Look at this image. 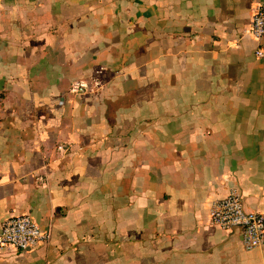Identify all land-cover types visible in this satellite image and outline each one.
<instances>
[{"label": "crops", "instance_id": "crops-1", "mask_svg": "<svg viewBox=\"0 0 264 264\" xmlns=\"http://www.w3.org/2000/svg\"><path fill=\"white\" fill-rule=\"evenodd\" d=\"M262 2L0 0V227L50 233L0 264H264L208 224L264 214Z\"/></svg>", "mask_w": 264, "mask_h": 264}, {"label": "built area", "instance_id": "built-area-1", "mask_svg": "<svg viewBox=\"0 0 264 264\" xmlns=\"http://www.w3.org/2000/svg\"><path fill=\"white\" fill-rule=\"evenodd\" d=\"M249 35L255 41L264 39V2L259 3L251 16ZM257 58L264 57V50L255 51ZM89 87L84 82H75L69 92L74 95L86 94ZM208 224L222 231H240L241 244L245 251L264 247V214L244 210L242 196L231 188L227 196L211 204ZM50 239L49 231L43 230L28 215L8 218L0 227V250L12 248L21 252H31L38 245Z\"/></svg>", "mask_w": 264, "mask_h": 264}]
</instances>
